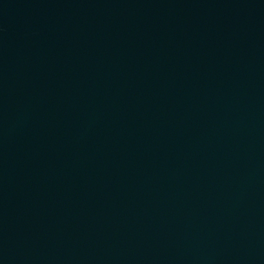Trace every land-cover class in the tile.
Wrapping results in <instances>:
<instances>
[{
	"label": "water",
	"instance_id": "1",
	"mask_svg": "<svg viewBox=\"0 0 264 264\" xmlns=\"http://www.w3.org/2000/svg\"><path fill=\"white\" fill-rule=\"evenodd\" d=\"M0 264H264V0H0Z\"/></svg>",
	"mask_w": 264,
	"mask_h": 264
}]
</instances>
